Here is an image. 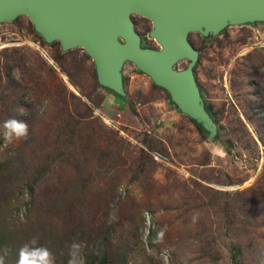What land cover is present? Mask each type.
<instances>
[{
    "label": "rangeland",
    "instance_id": "obj_1",
    "mask_svg": "<svg viewBox=\"0 0 264 264\" xmlns=\"http://www.w3.org/2000/svg\"><path fill=\"white\" fill-rule=\"evenodd\" d=\"M129 19L138 47L158 50L150 21ZM186 40L216 142L133 64L119 70V96L80 48L44 42L24 16L0 23L10 257L35 240L55 264H69L73 244L81 264H264V22ZM4 57L21 59L9 77ZM9 118L28 124L26 139H4Z\"/></svg>",
    "mask_w": 264,
    "mask_h": 264
},
{
    "label": "water",
    "instance_id": "obj_2",
    "mask_svg": "<svg viewBox=\"0 0 264 264\" xmlns=\"http://www.w3.org/2000/svg\"><path fill=\"white\" fill-rule=\"evenodd\" d=\"M131 15L150 21L148 36L158 50L138 47ZM19 16L30 21L44 42L57 41L62 51L80 48L93 63L97 83L116 95L122 94V64H133L216 142L215 126L192 76L197 53L186 37L213 35L228 24L264 22V0H0V23ZM180 60L187 66L176 71L173 65Z\"/></svg>",
    "mask_w": 264,
    "mask_h": 264
},
{
    "label": "clouds",
    "instance_id": "obj_3",
    "mask_svg": "<svg viewBox=\"0 0 264 264\" xmlns=\"http://www.w3.org/2000/svg\"><path fill=\"white\" fill-rule=\"evenodd\" d=\"M2 129V135L8 142L26 139L29 134L28 124L15 118L5 120ZM36 244L37 242L32 240L19 249L17 264H55L51 251L43 246L37 247ZM70 256L69 264H81L78 244L71 246ZM0 264H3V258H0Z\"/></svg>",
    "mask_w": 264,
    "mask_h": 264
},
{
    "label": "trees",
    "instance_id": "obj_4",
    "mask_svg": "<svg viewBox=\"0 0 264 264\" xmlns=\"http://www.w3.org/2000/svg\"><path fill=\"white\" fill-rule=\"evenodd\" d=\"M17 59H20V58H17ZM4 63H3V69L4 71L7 73V76L9 77V74H11V71L12 69L18 65L19 61L18 60V63H14V61L12 60H7L6 57H4ZM37 61V60H36ZM17 64V65H16ZM11 82L14 83L15 81L13 79H11ZM6 173V170L5 169H1L0 170V176L3 177V175ZM2 179V178H1ZM0 179V180H1ZM4 180V179H3ZM30 191H31V188H30ZM2 197V196H1ZM3 202V198H0V203ZM2 210L4 209V206H2L1 208ZM6 246H7V241H3V238L2 236L0 235V258H3V264H6V263H10V264H17V260H18V257H16V255L13 253L12 257H10L8 251L6 250ZM15 255V256H14ZM235 253L232 255V259L235 258ZM234 264H238V263H234Z\"/></svg>",
    "mask_w": 264,
    "mask_h": 264
}]
</instances>
